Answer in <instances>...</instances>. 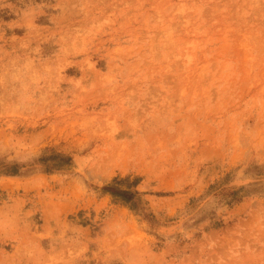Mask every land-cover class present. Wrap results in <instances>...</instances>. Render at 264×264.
Wrapping results in <instances>:
<instances>
[{
	"label": "rangeland",
	"instance_id": "374dc122",
	"mask_svg": "<svg viewBox=\"0 0 264 264\" xmlns=\"http://www.w3.org/2000/svg\"><path fill=\"white\" fill-rule=\"evenodd\" d=\"M0 264H264V0H0Z\"/></svg>",
	"mask_w": 264,
	"mask_h": 264
},
{
	"label": "trees",
	"instance_id": "16d2710c",
	"mask_svg": "<svg viewBox=\"0 0 264 264\" xmlns=\"http://www.w3.org/2000/svg\"><path fill=\"white\" fill-rule=\"evenodd\" d=\"M135 182L137 181L130 182L128 178L115 179L104 187V191L110 193L115 200L128 204L133 209H139L143 202L139 192L131 189ZM232 196V199L237 197L235 192H232Z\"/></svg>",
	"mask_w": 264,
	"mask_h": 264
}]
</instances>
